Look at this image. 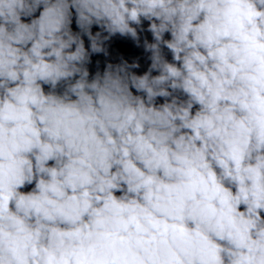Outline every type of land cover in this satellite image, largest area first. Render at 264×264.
I'll return each mask as SVG.
<instances>
[{"label": "clouds", "instance_id": "9594fccd", "mask_svg": "<svg viewBox=\"0 0 264 264\" xmlns=\"http://www.w3.org/2000/svg\"><path fill=\"white\" fill-rule=\"evenodd\" d=\"M0 264H264V0H0Z\"/></svg>", "mask_w": 264, "mask_h": 264}]
</instances>
